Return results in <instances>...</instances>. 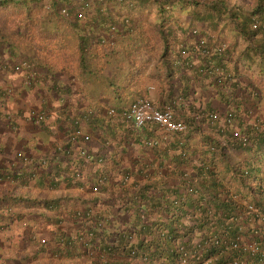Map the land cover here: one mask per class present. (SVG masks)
<instances>
[{
	"label": "trees",
	"instance_id": "1",
	"mask_svg": "<svg viewBox=\"0 0 264 264\" xmlns=\"http://www.w3.org/2000/svg\"><path fill=\"white\" fill-rule=\"evenodd\" d=\"M182 16L185 24L179 23ZM161 65L170 73L176 67L189 71L216 91L217 105L209 98L196 107L198 119H185L176 115L182 105L174 100L155 103L145 85L154 72L149 68ZM5 74H19L27 89L43 83L61 98L75 80L89 97L118 98L124 127L132 122L122 110L136 97L170 108L187 124L166 136L155 123L135 126L133 140L149 153L133 158V167L114 154L97 166L87 193L74 198L80 205L71 214L77 228L71 237L55 230L58 246L49 264H264V0H0ZM11 86L1 80L0 98L9 96ZM175 89L186 96L188 85ZM29 117L43 123L45 112L32 109ZM93 117L90 108L70 117L62 148H54L53 155H62L63 178L76 185H83L89 164L105 158L82 145V122ZM105 120L114 136L113 123ZM195 130L201 154L190 164L186 148ZM128 140L124 135L119 143L123 149ZM38 159L32 163L40 164ZM4 172L0 165V183ZM12 188L0 187V210L25 200L48 210L67 200L14 196ZM54 218L57 226L61 218ZM44 249L40 243L11 262L0 256V264H25Z\"/></svg>",
	"mask_w": 264,
	"mask_h": 264
},
{
	"label": "crops",
	"instance_id": "2",
	"mask_svg": "<svg viewBox=\"0 0 264 264\" xmlns=\"http://www.w3.org/2000/svg\"><path fill=\"white\" fill-rule=\"evenodd\" d=\"M183 18L184 16L179 18L180 24L187 22V19ZM187 39L189 40V38ZM151 58L150 62L154 60L153 57ZM155 67L149 68L151 72L153 70L154 72L150 73L147 85H145L148 89V96L155 103L174 100L177 104L182 105V111L179 110L176 115L185 119L187 117L198 119L200 116L196 107H202L209 98H212L211 102L217 105L215 98L218 95L216 91L204 85L203 82L199 83L194 80L189 71L185 72V69H179L182 71L180 73L176 67L170 73V70L163 65ZM17 75L19 74L0 75V82L5 80L8 85H12L9 88V96L0 98V165L5 171L4 173L8 174L0 183V187H13L10 194L14 196L26 194L29 198L41 199L67 196V200H61L57 208L48 210L26 200L17 204L5 203L0 210V256H5L6 261L11 262L12 259L17 260L29 256L42 243L45 249L37 251L33 259H29V257L25 259V264H49L50 262L53 263L55 258L52 251L58 246L55 241V230L58 227L65 236L71 237V233L77 228L72 221L71 214L72 210L77 209V206L80 205L74 198L77 195L82 196L81 193H87V180L96 172L97 166L106 165L108 163L107 157L114 154L115 159L120 161L119 163L133 167V161H135L133 158L139 159L140 155L144 156L149 151L145 148L142 149L140 144L133 140L139 132L132 123L127 127L125 126L127 129L122 123V125L120 124L118 111H120L123 103L118 98L89 97L85 95L83 85L76 80L71 85V92L61 98L53 90H48L47 85L43 83H38L30 89L25 88L20 83V76ZM184 84L188 85V91L185 90L186 96L179 92L180 97L175 88H181ZM169 91L172 92L169 98L165 97ZM132 99L134 98H129L127 102ZM109 107L114 108V114L107 113ZM87 108L91 109L94 117L88 123L82 122L81 132L84 136L82 145L89 150L92 156L105 158L102 159L101 163L89 164L82 171L83 175L80 181L83 185H76L63 178L65 173L63 172L62 155L53 154L54 148L56 151L62 148L60 147L62 146L61 143L67 137L69 118L82 114ZM32 109H41L45 112L43 123L29 117V110ZM107 117L113 123L110 124V129L114 130V136L108 130L106 120L104 122V118ZM209 131L214 133L213 130L209 129ZM170 133L172 132H163V135L166 136ZM124 135H127L129 139L125 142L126 149H123L122 145L119 144ZM198 141V131L195 130L192 132L186 148L189 150L186 155L189 157L190 164L201 154L199 151L201 146L197 145ZM73 144L75 145V143ZM177 150L182 149L178 148ZM191 150L194 151L192 154H190ZM16 151L21 152V157L15 156ZM45 156L48 157V161H43ZM37 159L38 161L41 159V163L33 164L32 162ZM149 160L153 161L154 158H149ZM111 163L113 164V162ZM53 174L55 176L51 178ZM15 178H18L19 181H15ZM54 178L57 180L55 181ZM124 179L129 182L132 177L127 176ZM107 193L106 191V193L102 192L101 194L106 195ZM39 211H46L47 218H42ZM14 213L20 214L18 219L15 216L11 217ZM56 216L61 218L57 226L54 225L56 219L54 217ZM7 219L12 222L9 226L4 225ZM30 234L32 235L30 236ZM15 262L19 264V261Z\"/></svg>",
	"mask_w": 264,
	"mask_h": 264
},
{
	"label": "built area",
	"instance_id": "3",
	"mask_svg": "<svg viewBox=\"0 0 264 264\" xmlns=\"http://www.w3.org/2000/svg\"><path fill=\"white\" fill-rule=\"evenodd\" d=\"M107 113L114 114V108L109 107ZM122 114L127 120H130L134 126H140L145 122H151L155 123L158 128L164 132L183 131L187 128V124L184 120L173 117L170 108L158 109L147 97L134 98V100L122 110ZM74 132L75 134H79L80 130L75 129ZM149 142L153 143L151 140ZM247 247H249L250 250L256 248L255 244H247Z\"/></svg>",
	"mask_w": 264,
	"mask_h": 264
},
{
	"label": "clouds",
	"instance_id": "4",
	"mask_svg": "<svg viewBox=\"0 0 264 264\" xmlns=\"http://www.w3.org/2000/svg\"><path fill=\"white\" fill-rule=\"evenodd\" d=\"M245 247H247V245ZM247 248L249 249V247H247ZM251 251H253V250H251Z\"/></svg>",
	"mask_w": 264,
	"mask_h": 264
}]
</instances>
